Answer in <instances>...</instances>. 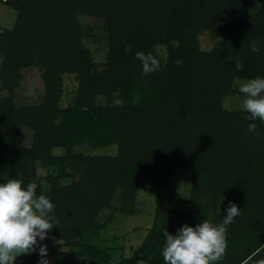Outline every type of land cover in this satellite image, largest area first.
<instances>
[{
	"label": "trees",
	"instance_id": "1",
	"mask_svg": "<svg viewBox=\"0 0 264 264\" xmlns=\"http://www.w3.org/2000/svg\"><path fill=\"white\" fill-rule=\"evenodd\" d=\"M0 3L16 11L11 27L0 25V184L20 179L26 189L35 182L37 196L54 203L57 225L40 243L56 238L55 264H164L165 230L175 235L184 224L210 222L211 214L218 226L229 202L240 215L226 226L224 261L264 264V122L223 106L236 92L235 79L264 78V0ZM79 15L104 19V61L85 44L89 27ZM203 31L223 39L204 49ZM252 42L259 52L251 51ZM137 52L152 53L161 70L145 76ZM34 66L42 70L43 99L20 106L15 92L22 69ZM70 76L72 93L66 90ZM251 123L259 136L248 131ZM106 148L112 152L101 151ZM178 168L191 171L188 198L167 193ZM140 190L156 197L153 223L140 245L115 259L123 247L100 246L89 233L101 234L116 211L136 214ZM221 198L228 201L222 214ZM180 200L191 208L165 205ZM108 207L112 214L101 219ZM21 259L39 264V248Z\"/></svg>",
	"mask_w": 264,
	"mask_h": 264
},
{
	"label": "clouds",
	"instance_id": "2",
	"mask_svg": "<svg viewBox=\"0 0 264 264\" xmlns=\"http://www.w3.org/2000/svg\"><path fill=\"white\" fill-rule=\"evenodd\" d=\"M250 49L259 52L258 42H252ZM145 76L161 70L159 60L152 53L137 52ZM3 57H0L2 63ZM180 65L182 61L175 62ZM236 69L242 70L243 63L237 57ZM244 97L239 107L249 115L250 120L264 122V78L234 81ZM138 99V97H137ZM257 125H248V131L259 136ZM20 179H9L0 184V264H14L18 256L31 254L39 248V264H49L47 245L40 242L57 225L54 203L45 195L36 194V183L30 182L25 189ZM240 215V208L229 202L227 214L218 226L205 220L195 227L182 225L176 234L165 230L166 244L162 250L164 264H216L223 259L227 248V225ZM39 238V239H38Z\"/></svg>",
	"mask_w": 264,
	"mask_h": 264
},
{
	"label": "rangeland",
	"instance_id": "3",
	"mask_svg": "<svg viewBox=\"0 0 264 264\" xmlns=\"http://www.w3.org/2000/svg\"><path fill=\"white\" fill-rule=\"evenodd\" d=\"M16 17V11L5 3H0V25L3 27H11L14 23ZM79 20L82 24L88 26L89 36L84 39L85 44H87L94 52V58L97 62L105 60V54L108 48V40L105 38L106 35V24L103 18L89 16V15H79ZM223 39L222 36H218L210 31H203L200 35L201 45L204 49H211L213 46L217 45ZM159 56L165 60L167 57V48L161 45L158 48ZM23 78L20 82L19 87L16 89L15 97L18 105L25 106L31 104H39L43 99L45 92V83L42 77V70L38 67H30L22 69ZM242 81H247L249 79H242ZM237 80V79H235ZM66 90L68 93L76 86V80L73 76H70L67 80ZM233 87L236 92L229 94L225 97L223 101V106L226 109L231 110H241L239 105L244 99L243 95L239 93L238 87L233 83ZM67 98V97H65ZM103 99H98L101 102ZM121 100H116L115 103H121ZM64 103H67L65 100ZM26 142L30 143L32 135L30 131L26 130ZM115 148V146H114ZM101 151H106V153H111L112 149L106 148ZM47 168L44 165H38V172L40 174H45ZM69 172L78 177L80 172H74L72 168H69ZM70 180V178H69ZM45 189L47 187L44 185ZM192 187V174L191 171L186 168L176 169L170 183L167 187V193L183 198L190 197ZM228 201L226 198H221L218 206L219 213H224L227 207ZM138 211L134 215H128L120 211L115 212L113 220L108 224L107 228L101 231V234L96 233V231L90 232V238L96 244L103 247H113L122 250L120 253L115 254V259L120 258V254L127 256L131 253L132 247H137L140 245L146 237L147 227L151 226L153 223V216L156 209V197L155 195L140 190L137 196ZM166 206L175 207L177 209H189L191 204L189 202L180 201H167ZM113 210L111 208H104L100 213V218L104 219L109 214L111 215ZM210 223L214 222V216L210 215ZM245 223H244V222ZM240 224H246L247 220L239 219ZM99 235V236H98ZM56 238L53 237L51 241L47 244V257L49 264H55V246ZM66 249V248H64ZM68 249V248H67ZM29 254H24L18 256L14 261V264H23L22 259H27ZM264 255V252H263ZM227 260V258H226ZM25 261V260H24ZM229 262V258H228ZM224 259L216 262V264H226ZM87 264V263H85ZM140 264H145L141 262Z\"/></svg>",
	"mask_w": 264,
	"mask_h": 264
},
{
	"label": "crops",
	"instance_id": "4",
	"mask_svg": "<svg viewBox=\"0 0 264 264\" xmlns=\"http://www.w3.org/2000/svg\"><path fill=\"white\" fill-rule=\"evenodd\" d=\"M150 227V226H149Z\"/></svg>",
	"mask_w": 264,
	"mask_h": 264
}]
</instances>
